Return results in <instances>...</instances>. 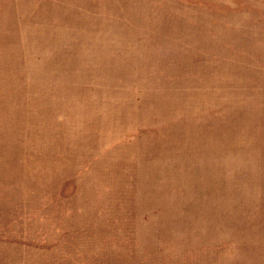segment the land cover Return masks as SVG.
<instances>
[{
  "label": "rangeland",
  "instance_id": "1",
  "mask_svg": "<svg viewBox=\"0 0 264 264\" xmlns=\"http://www.w3.org/2000/svg\"><path fill=\"white\" fill-rule=\"evenodd\" d=\"M0 264H264V0H0Z\"/></svg>",
  "mask_w": 264,
  "mask_h": 264
}]
</instances>
